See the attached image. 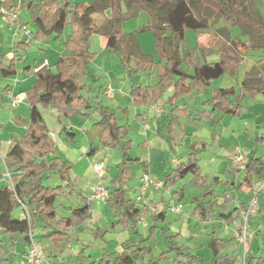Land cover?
<instances>
[{
    "label": "trees",
    "instance_id": "trees-1",
    "mask_svg": "<svg viewBox=\"0 0 264 264\" xmlns=\"http://www.w3.org/2000/svg\"><path fill=\"white\" fill-rule=\"evenodd\" d=\"M252 0H94L91 4L82 5L73 3L72 0H37L27 6L32 21L37 29L34 37L40 40L49 39L55 35L60 37L67 25L72 27V32L65 42L66 52L61 54L56 64V70L48 67L38 69L35 74L37 81L43 82L44 87H34L28 94L31 113L28 127L20 139H14L5 163L9 170L22 172L23 176L16 186L4 185L0 187V229L7 234L20 232L26 234L30 226H34L38 220L45 225L43 230L52 233L47 234L57 243L69 240L66 231L72 225H78L91 216L90 205L85 202L74 208L70 215L57 217L56 201L65 190L61 184L51 186L45 184V179L51 172L59 171L61 182H67L71 187L70 169L72 165L57 155V148L46 121L39 109V105L52 104L60 113L68 116L76 113H88L94 108L100 118L94 121L92 128L97 132L101 145L91 147L89 155H95L102 148H115L122 151V161L119 164V173L116 178L107 185L108 202L116 209L118 221L115 225L133 228L138 233L137 223L140 220L141 208L136 206L126 196L124 185L130 178L129 163L138 161L132 155L133 141L129 138L130 125L121 124L112 107L99 99L93 105L91 99L83 94L88 89L86 78L91 73L88 70L89 63L94 60L97 53L92 50V37L99 35L107 40L110 49H121L122 63L128 68L130 74L140 70L157 68L159 80L155 85L143 86L135 84L131 90V96L136 106L150 105L158 102L164 92L170 86H174L175 92L170 98L173 102L177 97L190 93L195 88L199 91L210 86L214 79L221 77L227 71L235 74L241 66L248 49H258L260 40L264 38V20L260 13H252L249 5ZM264 1V0H263ZM12 0H4L2 6L10 7ZM136 5L138 11L148 13L147 28L152 30L156 40V50L159 60L152 54L142 51L140 42L135 33H128L123 28V22L127 18L125 5L129 8ZM214 7L228 15L237 14L246 17L245 23L252 31L251 38L238 44L241 56H230L222 53L220 60L214 63L196 62L193 56L195 49H191L185 43V33L188 29L200 30L207 26V21L200 16L203 7ZM104 21L96 22L95 15L105 13ZM136 65L132 66V60ZM14 63L10 66H1L4 74L15 72ZM190 70H193L190 72ZM134 76V75H131ZM93 81H98L97 75H92ZM242 94L237 93L233 86L215 89L212 97L205 101L206 106H211V111H203L201 117H210L212 113L220 111L224 114H239L241 111L240 100L243 95L264 93V66L254 65L245 72L241 84ZM174 104V103H173ZM175 113L169 122L170 138L178 142L175 134V126L180 113L185 114L177 107L171 110ZM199 148L193 147L185 161L176 164L165 181L166 187H175L179 179L193 174L197 180H203L200 175L197 154ZM243 170L244 181L250 186L253 184V176L259 180L264 178V160L252 156L247 159ZM213 179H217L214 178ZM199 181H196L200 184ZM204 181V180H203ZM213 182L208 186L203 184L202 193L195 198L197 202L194 213L207 218L216 210L205 205L208 198L215 195ZM225 200V203H227ZM242 202L241 208L247 206ZM20 205H25L28 216L20 219L14 211ZM228 219L230 214L223 213ZM166 211L154 214L156 220L165 217ZM156 226L150 229L153 231ZM151 231V233H152ZM166 248L158 255H153V247L146 245L149 237L139 241H130L123 244V250L119 253H105L99 261H90L87 256L80 255V264H137L140 257L144 264H161V258H171L177 264H240L238 254L230 255L228 249L231 239L223 240L212 237L209 247L212 251L210 261L205 259L204 253L185 245L181 241L180 233H171L168 229L161 228ZM4 247L0 242V259L4 257ZM115 255V256H114ZM114 257V258H113ZM245 264H264V256L259 253L249 252L244 259Z\"/></svg>",
    "mask_w": 264,
    "mask_h": 264
},
{
    "label": "crops",
    "instance_id": "crops-1",
    "mask_svg": "<svg viewBox=\"0 0 264 264\" xmlns=\"http://www.w3.org/2000/svg\"><path fill=\"white\" fill-rule=\"evenodd\" d=\"M35 1L37 0H12L11 6L6 7L2 6L4 0H0V187L4 185L16 186L23 176L22 172L10 170L9 177H6L5 175L8 171V167L5 163V158L13 140L20 139L28 127L31 113L28 94L32 88L36 86L44 87L43 82L37 81L35 72L42 67H48L56 70V64L59 61L61 54L66 52L65 42L72 32V27L67 25L65 32L58 38H55V35L44 40L35 38L34 33L36 32L37 26L32 21L27 9L28 4ZM89 1L90 0H72L74 4L79 3L82 5L91 4ZM133 7L134 4L131 5V8ZM2 8L18 10L20 24L9 23L1 12ZM204 8L205 7H203V9ZM202 10L200 11V16L204 17ZM216 10L220 11L219 9ZM107 14H110L109 9L105 13H102L104 18ZM209 26L210 24L207 22V26L200 30L188 29L197 32L198 35L196 37L195 45L191 48L195 49L193 56H196V62H217H208L207 59L202 62L199 54L196 52L197 50H201L203 53H211L212 50L218 51L220 56L222 53L228 54L224 50L210 48L205 42V37L202 36V34L200 36L199 32L210 31ZM68 27L71 28L70 33H67ZM136 31H138V29H136ZM100 38L102 40L104 50L109 52V54L118 52L121 57L120 59L122 60L121 49L108 48L106 38L102 36H100ZM236 49L238 50L237 53L230 56L235 57L242 55V53L240 54V49ZM258 49L261 50L258 55L259 58L252 61V65L246 71H249L254 65L264 66V38L260 40V47ZM245 60H247V54L245 55ZM134 61L136 60L133 59L132 63ZM12 63H14L13 68L15 69V72L12 74H4L1 66L8 67ZM190 72H192V70H190ZM97 76L99 79L96 82L93 81L92 78L90 80L92 75H89L86 78L88 89L83 91V94L91 99L93 105H96L97 95L99 94V99L110 105L113 111H115L119 118V122L121 124L130 125V133L133 130L134 125H136L139 131L138 134L143 136V140L137 143L136 148L140 151V153H137L134 152L135 141L130 137L129 133V138L133 141L132 155L134 158H139V160L129 163L130 178L124 185V188H126L127 191L126 196L128 199H131L136 206L141 208V203L140 200H138V197L140 196V183L142 175L145 172H149L151 175L152 173L156 175L153 171L154 164H161V162L165 161V165L169 166L163 167V174L158 176L161 179H165L166 176L175 168L177 164L175 161L177 159L176 157H181V161H185L188 154L193 151V147L199 148V153L197 154L198 164L200 166V175L204 178V181L202 179L200 181L197 180L192 174L195 178L191 179V181L193 183H197L196 181H199L201 188L200 192L193 194L192 199L189 200H186V197H188L189 194L186 192L185 183H183L182 186H178L177 184L175 187H170V192H168L169 190H161L159 192L150 188V190L146 193V195H151L156 200L162 201L163 203H168L171 198L174 197V202L182 203L184 205L182 212L166 211V216L158 220L154 218L155 213H151L147 215L144 220L138 221V233L134 232L131 227L115 225L118 221L116 209L110 205L108 200H92L90 198L92 186L99 181L98 174L94 170V163L102 162L105 165L106 173L102 182L106 186H112L111 182L118 175L119 164L122 161V151L118 148H102L98 153L91 156L88 153L91 147L101 145L97 132L92 128L94 121L100 118L98 111L92 108L86 111L88 113H76L66 116L60 113V111L52 104L48 106L39 105V109L46 121L50 134L54 139L57 148L56 154L72 165L69 171L71 187L66 186L67 182H61L58 170L48 174L45 179L46 185L55 186L62 183V185L65 186L64 192L56 201L57 217L61 218L70 215L74 208L84 204L85 202H87L91 208V216L82 223L72 225L67 228L66 231L68 233L69 240H63L59 243L47 235L52 233L54 229L45 232L43 230L45 223L42 220H38L35 223L34 227L37 230V236L41 241L48 258L58 264H80V255L87 256L90 261H99L105 253L115 254L121 252L123 250L122 246L124 243L134 240L139 241L141 238L145 239L147 237L149 238L146 245L153 247V255H158L164 250H160L158 246V241L161 239L164 241L161 228L168 229L171 233H180L181 241L184 242L185 245L195 248L200 252L202 251L193 244L192 239L193 237L198 239L199 236L203 234L207 235L206 239H208V246L212 237L221 238L223 240L231 239V241L235 239L237 243L240 244V241L236 236L238 227L237 223H240L242 220L241 214L244 210L241 208L242 202L245 203V206H247L250 198L244 202L238 197V203H235L232 200H227V203H225V198L223 200H219L220 198L217 196V186L220 184L231 183L233 185V189L234 187L248 188L250 189L252 195L254 192V186L259 179L256 176H253V184L250 186L248 182L244 181L243 172H241V178H239L240 173L234 171L235 165L230 164V160H232L231 156L236 151L240 150L239 139L235 136L237 133L236 129L230 130L229 128H226L224 131H221L218 128L224 116H241L248 109H255L258 105L256 100L251 94L243 95L240 100L241 111L236 115H223L220 111L212 113V118L209 119L213 120V127L215 126L217 130H214L211 133L210 141L200 140L196 144H193L191 146V150L186 154H182L181 152L180 154H177L179 153L177 152V149L187 142V136L194 135L192 132H187L191 122L193 120H205V118L201 117V113L203 111L207 112L212 110L211 106H206L204 103L212 97L215 89L233 86L237 89V93L241 95V84L245 75H242L241 81L236 82V84L216 87L213 90L211 97L199 101L202 108L199 107L200 105L193 104V101L198 99L196 98V94L202 95L209 86L205 87L201 91L195 88L190 93L177 97L173 102L170 101V98L174 94L175 89L174 86H170L166 91L170 95L168 99L164 100V98H160L159 100L164 107V112L160 116H156L154 113L148 112L149 105L136 106L131 96V90L134 83L143 86L155 85L159 80L157 72L154 75H146L147 82H143L140 79L137 81L134 76L131 75H127L128 78L126 75H105L104 77L101 75ZM108 86H111L114 90L112 96H107L105 93ZM18 97L21 98V100L14 104V100ZM180 98H188V101L180 104ZM175 107L181 111H185L184 115L186 116V118L182 119L185 121L184 123L181 122L182 120L180 116H178L176 121L174 131L177 135L178 139L176 140H178V142L170 138L169 133V122L175 114L172 113L171 110ZM259 108H262V113L257 115L256 119L263 118L264 116L263 105H260ZM216 114H219L220 117L214 118ZM247 114H249V112ZM165 121H167L166 126ZM180 127L183 133H181L182 131H180ZM260 142L264 143V134L257 136L256 143H253V145ZM215 147L216 151L213 152L212 155H207L203 159V164H206V167L204 168L201 164L202 157H199L200 153L202 151L212 152ZM252 147L253 146L250 147L249 151L246 149L244 150L246 151V153H244L246 154L247 159L250 160L252 156H256L264 160V156L259 155ZM133 177L135 178L134 183L128 186L130 179H133ZM213 177L217 179L214 180ZM180 180L182 181V179H179V181ZM211 182L214 183L212 184V187L214 188L215 195H213L212 198H208L205 201V205L213 207L216 212L210 217L203 218L194 213V208L197 204L194 200L204 190L203 184L208 186ZM59 209H61L60 212ZM223 213H232L231 219H228L226 215H223ZM14 214L16 217L23 219L28 216V210L25 205H20L16 208ZM263 217L264 197L261 196L258 214L250 219V225L253 230L252 238H256L258 241V237H260L263 233ZM154 225L156 228L152 231L150 228ZM217 225H221L222 230L224 229L227 233H229V235L220 236L218 234L219 228H217ZM26 237V234L20 232L7 234L0 229V242L5 249L4 257L0 259V264H23L25 254L28 250V241ZM259 246L260 245H258L256 250L253 248L254 251L250 250V252L262 255L261 252H259L261 249ZM234 250L236 249L234 248ZM228 252L230 255L238 254V251L232 253L231 247L228 249ZM204 256L207 261H210L212 251L209 258H207L205 254ZM171 257L174 259L175 255L172 254ZM161 259L160 262L162 264ZM136 263L144 264L145 261L138 257ZM173 263L177 264L175 260H173Z\"/></svg>",
    "mask_w": 264,
    "mask_h": 264
},
{
    "label": "rangeland",
    "instance_id": "rangeland-1",
    "mask_svg": "<svg viewBox=\"0 0 264 264\" xmlns=\"http://www.w3.org/2000/svg\"><path fill=\"white\" fill-rule=\"evenodd\" d=\"M93 0H90L89 3H92ZM203 9V8H202ZM201 9V10H202ZM125 10L127 12V18L123 22V28L126 32H135L137 34V37L139 38V42L142 47V51L146 54H152L156 58V61H158L159 54L156 50V40H155V35L154 32L150 29H148L146 26L148 24V13L146 11H138L136 5H134L133 8L127 7L125 5ZM249 10L254 14L256 12L260 13V15L263 17L264 20V1L263 0H252L249 5ZM204 18L209 24V29L210 31L208 32H199L200 36L205 37V42L209 45L210 48L214 49H220L224 50L227 52L229 55H234L237 53V45L244 40H247L251 38V29L243 22H245L246 17L241 15H228L221 10L218 11L214 9V7L207 6L202 10ZM103 15L102 14H96L95 19L97 23H101L103 21ZM146 27V28H145ZM138 29V31H136ZM71 28H67V33H70ZM185 43L187 46L192 48L195 43H196V37L197 32H194L192 30H188L186 35H185ZM237 41V42H236ZM199 44V43H198ZM201 45V44H199ZM92 50L97 53L96 57L94 60H92L89 65H88V70L91 72L89 75H134V78L138 81L139 79L142 80L143 82H147V77L146 75H154L157 72V68H153V73H151L149 70H140L139 72H134L130 74L128 71V68L122 63V60L120 59V54L118 52H113L112 54H109V52H106L103 48L102 40L100 36L95 35L92 37ZM199 54V57L202 62H204L205 59H207L208 62H214L220 60V55L218 51H213L210 53H203L201 50L196 51ZM247 53V60L244 59L242 62L241 66H239L236 69L235 74H233L230 71H227L224 73L219 78H216L213 80L212 84L206 88L205 92L202 95L196 94L197 100L193 101V104L195 105H200L199 107L202 108V105L199 101L211 97L213 90L216 87L219 86H229L231 84H236V82L241 81L242 75H245V72L247 69L250 68L252 65V61L256 60L259 58V54L261 50L259 49H248L246 51ZM243 53V51H240V54ZM194 59H196V56H194ZM136 65V61L132 63V66ZM193 71V70H192ZM235 75V76H232ZM128 78V76H127ZM104 79V78H103ZM91 80V77H90ZM101 84V83H100ZM165 94V95H164ZM164 94L161 96V98H164V100L168 99L170 96L168 92H164ZM164 96V97H163ZM252 97L256 100L257 106L253 110L248 109L243 113L241 116H234V115H226L224 116L223 120H221V123L219 125V130L224 131V129L229 128L230 130L236 129V137L239 139V149L238 152L239 154L246 153V150H250V147L253 146L252 148L254 151L256 150L259 155L264 156V143H258L256 145H253V143H256V138L257 136L264 134V116L263 118L256 119L257 115L262 113V108L260 109L259 106L263 105L264 108V93L258 92L252 95ZM185 101H188V98H180L179 103L183 104ZM193 110V108H192ZM249 112V114H247ZM254 113V114H253ZM256 113V114H255ZM255 115V116H254ZM181 120L186 118V116L183 113H180ZM219 114H216L214 118H219ZM212 118L211 115L210 117H205V120L202 121H197L193 120L190 124L189 129L187 132H192L194 135L193 136H187V142L183 144V146L178 147L177 149V154H186L191 150V146L193 144H196L200 140H207L210 141V135L214 130H217L216 127H213V120L209 119ZM213 118V119H214ZM168 121V120H167ZM167 121H165V126ZM182 123L185 121L182 120ZM133 124V122L131 121ZM166 128V127H165ZM180 131H182L180 127ZM227 131V130H226ZM138 127L134 125L133 130L130 133V137L135 141V148L134 152H139L140 151L136 148L137 143L141 140H143V136L138 134ZM183 133V131L181 132ZM251 139V141H250ZM193 142V143H192ZM216 151L215 149L210 151H202L200 153L199 157H202L201 164L206 167L205 163L203 164V159L207 155H212L213 152ZM235 152V153H236ZM244 153V154H245ZM246 155V154H245ZM177 162H181V157H176ZM157 164V165H156ZM154 164L153 171L155 172L154 175L152 173V176L156 179H161L158 176H161L164 172L163 167H168L169 165H165L166 162L163 161L161 164L156 163ZM230 164L233 165L232 160H230ZM165 165V166H164ZM171 165V164H170ZM157 167V168H156ZM162 167V168H160ZM156 168V169H155ZM235 172H239L241 178V172H243L242 169L234 167ZM135 173V172H134ZM195 177L190 174L187 176L185 179H182V181H178L177 184L178 186H182L183 183L186 184V192L188 197H186V200L192 199L193 194L199 193L200 192V185L198 183H193L191 179H194ZM132 180V181H131ZM135 178L130 179L128 186L132 185L134 183ZM240 180V179H239ZM176 184V185H177ZM226 189V190H225ZM231 183L227 184H220L217 186V196L220 198L219 200L228 199V201L232 200L235 203H238V197L242 199V201L246 202L249 198L251 199L253 194L251 195V191L248 188H240V187H234ZM170 192L171 188L169 187L168 189ZM251 195V197H250ZM174 197L171 198L173 200ZM248 200V203L250 201ZM184 206V205H183ZM259 206H260V198H259ZM61 209H59V212ZM258 214V213H257ZM171 217V216H170ZM254 216L251 217V219ZM242 218V214H241ZM264 220V217H263ZM213 226V225H212ZM218 234L220 236H228L229 233H227L224 229L222 230L221 225H217ZM263 233L259 238V241L256 238L250 237L248 239L247 243V249L245 250L244 243L240 242V244L237 243V241L234 239L231 242V250L233 252L238 251V256L240 257L239 259L242 260L240 261V264H243L245 256L247 255L248 251H252L253 248L256 250L258 245L261 248L259 252L264 256V221H263ZM206 234H203L199 236V238H194L192 239L193 244L199 248L206 256L207 258L210 257V248L208 246V239ZM236 244V246H235ZM158 246L161 249H165V244L164 241L161 239L158 241ZM252 247V249H251ZM234 248L236 250H234ZM112 249V248H111ZM253 250V251H254ZM258 250V249H257ZM162 264H174L173 263V257L171 258H164L161 259Z\"/></svg>",
    "mask_w": 264,
    "mask_h": 264
},
{
    "label": "built area",
    "instance_id": "built-area-1",
    "mask_svg": "<svg viewBox=\"0 0 264 264\" xmlns=\"http://www.w3.org/2000/svg\"><path fill=\"white\" fill-rule=\"evenodd\" d=\"M2 14L5 16L7 21L11 24L19 23V11L18 10H9L7 8L1 9ZM113 88L108 86L106 90L107 96L113 95ZM21 98H16L14 104L19 102ZM148 112L154 113L156 116L162 115L164 112V107L161 102H154L148 106ZM232 162L235 167L240 169H245L247 163V157L244 153L238 152L234 153L231 156ZM177 162V159L175 160ZM178 163V162H177ZM94 170L98 174L99 181H97L92 186V192L90 198L92 200H106L108 198V188L102 182L103 177L106 173V167L102 162L94 163ZM10 170L8 169L6 177H9ZM153 188L156 191L166 190L168 191L169 187L165 186L164 179H156L149 172H145L141 177L140 183V200L141 205V217L140 221L144 220L145 217L151 213H159L162 211H174L182 212L183 204L176 203L173 200H170L168 203H163L162 201L156 200L151 195H146V193ZM264 197V178L257 181L254 186V195L250 199L247 207L242 211V220L240 223H237V232L236 236L238 240L244 243L245 249H247L248 239L253 236V230L250 225V219L252 216L257 215L259 209V198ZM23 264H58L50 260L42 246L41 241L37 236V230L34 226H30L28 231V250L25 254ZM245 264V262H243Z\"/></svg>",
    "mask_w": 264,
    "mask_h": 264
}]
</instances>
